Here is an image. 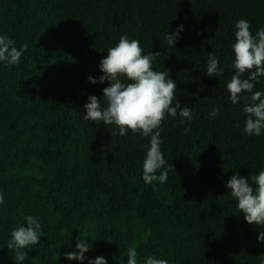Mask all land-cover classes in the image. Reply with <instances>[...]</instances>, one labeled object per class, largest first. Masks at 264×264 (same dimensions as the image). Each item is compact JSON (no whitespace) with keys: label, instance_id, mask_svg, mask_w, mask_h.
I'll use <instances>...</instances> for the list:
<instances>
[{"label":"trees","instance_id":"16d2710c","mask_svg":"<svg viewBox=\"0 0 264 264\" xmlns=\"http://www.w3.org/2000/svg\"><path fill=\"white\" fill-rule=\"evenodd\" d=\"M239 19L255 35L264 0H0V35L28 45L18 64L0 62V264H127L133 245L139 264H264V226L245 221L226 186L264 170V130L243 132L244 101L233 104L226 88ZM123 35L160 52L153 70L169 72L194 114L159 128L164 183L142 178L150 137L83 119L88 97L102 100L109 86L88 77L103 75L100 61ZM210 53L218 77L206 74ZM254 90L264 92V76ZM27 215L39 218L40 242L15 262L6 243ZM79 235L91 247L69 260Z\"/></svg>","mask_w":264,"mask_h":264},{"label":"clouds","instance_id":"9594fccd","mask_svg":"<svg viewBox=\"0 0 264 264\" xmlns=\"http://www.w3.org/2000/svg\"><path fill=\"white\" fill-rule=\"evenodd\" d=\"M235 42L232 44L234 60L232 68L235 70L226 84L229 98L233 104L243 99V112L246 114L243 132L247 135L259 136L264 130V92L255 91V83L264 76V27L258 29L253 35L250 23L246 19H239L235 25ZM183 30L180 25L175 33H169L165 39L169 45H175L179 32ZM28 45L24 44L17 49L15 42L6 35H0V62H5L11 67L18 64L22 54L27 51ZM160 52L144 54V49L137 39H129L126 35L119 38L114 47L107 49V56L100 61V71L103 73L98 79L91 76L89 81L93 84L108 81L109 86L103 89L102 100L95 95L88 97L84 105V120L105 125H114L119 130V135L124 136L131 131L144 137H150L146 145V156L143 160V180L146 184L154 181L164 183L168 179V170L157 172L167 163L161 151L159 128L166 117L181 118L180 123L191 122L193 119L192 108L181 106L177 102L175 91L176 81L169 77V72L153 70V60ZM219 61L212 53L207 61L206 74L208 76L222 75ZM247 74V75H245ZM175 102V103H174ZM220 109L213 107L209 113L216 117ZM185 133L190 132L184 128ZM171 167H173L171 165ZM230 195L237 202V209L243 214L249 224L264 226V170L250 177L233 175L226 183ZM4 197L0 194V204ZM27 227L18 225L10 230V239L6 245L15 253V262H23L31 246L40 242L42 225L39 218L27 215ZM258 240L264 242V231H261ZM91 245L77 238L78 251L65 253L69 260H84L85 253ZM127 264H139L137 247L127 249ZM88 264H107L102 257L89 259ZM144 264H169L167 259L148 256Z\"/></svg>","mask_w":264,"mask_h":264}]
</instances>
